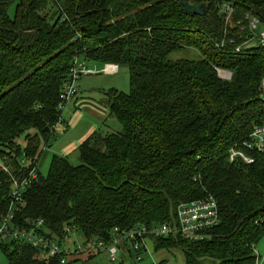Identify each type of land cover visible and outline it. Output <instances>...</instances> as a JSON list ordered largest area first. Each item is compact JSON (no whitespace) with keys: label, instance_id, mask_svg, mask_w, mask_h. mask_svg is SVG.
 I'll return each instance as SVG.
<instances>
[{"label":"trees","instance_id":"16d2710c","mask_svg":"<svg viewBox=\"0 0 264 264\" xmlns=\"http://www.w3.org/2000/svg\"><path fill=\"white\" fill-rule=\"evenodd\" d=\"M184 1L207 2V13L188 16L179 0H0V221L14 179L33 169L39 182L24 193L14 224L43 221L40 235L59 243L67 226L86 243H110L115 229L174 224L179 204L211 196L220 225L205 240L151 238L155 251L180 248L186 264H257L264 153L246 165L231 163L229 152L264 124V54L238 52V30L220 10L230 4L235 20L252 13L264 21V0ZM187 48L198 56L178 55ZM74 56L128 69L130 91L105 90L101 102L122 130L95 131L78 146V165L54 156L42 177ZM0 249L7 264H59L22 241Z\"/></svg>","mask_w":264,"mask_h":264},{"label":"built area","instance_id":"2783aa9c","mask_svg":"<svg viewBox=\"0 0 264 264\" xmlns=\"http://www.w3.org/2000/svg\"><path fill=\"white\" fill-rule=\"evenodd\" d=\"M220 13L224 15L226 23L238 30L240 40L237 47L238 52L247 48L249 50L259 49L264 54V21L260 17L247 13L242 19L235 20V9L230 4H223ZM231 42H235V39ZM216 70L220 79L227 81L232 79L233 75L230 71L218 68ZM100 72L104 75H115L119 72V66L105 64ZM97 73L98 71L88 69L79 56H74L68 81L63 85L60 95L59 108L63 110L65 105L77 96L76 83L83 75H96ZM259 91L261 97L264 98V72L261 77ZM256 153H264V124L256 126L250 133L248 140L231 148L229 160L231 163L240 161L243 164L251 165L255 162L254 154ZM38 182V171L35 169L31 170L22 181L14 179L10 207L7 214L0 221V243L13 240L22 241L40 252L46 253L48 257L56 259L59 264H68L76 256L86 253L91 248L90 245L78 244L77 241L66 238L62 243H59L40 235L38 229L43 226V221H38L32 229L18 228L14 224L16 211L24 202V193L31 184ZM219 225V205L216 199L210 196L205 199L179 204L174 224L151 225L121 233L118 229H115V234L112 236L110 243L95 241L96 243L93 246L99 252H107L109 257L115 261L120 250L121 241L126 239L127 251L134 252L137 262H143L149 257L152 259L149 264H159L146 244L148 238L180 235L185 240L202 241L210 235L211 230ZM73 228L67 226L64 232L68 234Z\"/></svg>","mask_w":264,"mask_h":264},{"label":"rangeland","instance_id":"374dc122","mask_svg":"<svg viewBox=\"0 0 264 264\" xmlns=\"http://www.w3.org/2000/svg\"><path fill=\"white\" fill-rule=\"evenodd\" d=\"M9 12L11 15L14 14V6L10 8ZM178 55H188L190 57H195V56H198V52L193 48H187L185 51L179 53ZM84 63L88 69L95 70V72L98 71V73L96 75H83L77 81L76 86L79 89L78 97L80 99H83V98L91 99L92 101L94 100V101H97L99 104H101L102 98H105L103 94V91L105 90L115 88L120 92L128 93L130 91V78H129L128 69L126 67H123V66L119 67V72L117 74L108 76L100 72V70L102 69L101 67H103L104 65L94 62V61H85ZM67 105L73 106L74 104L73 102H69ZM105 122L101 124V126H99V130H102L105 133L106 132L107 133L119 132L122 130L120 123L113 117L110 119L108 117V120ZM87 125H88V122H84V125L80 124V128L78 129L75 128L74 131L70 129L68 130V132L71 134L70 136H73L72 142L78 143L77 142L78 140H76L77 136L83 130H86L85 126ZM57 126L60 129L61 126H67V124L64 123L62 119V121ZM61 136H64V133H61L60 130L58 131L56 130L55 140L52 142L51 146L45 150L44 157L42 158L40 162V173L42 177L47 176L52 158L55 155H58L56 154L57 149L55 148V145L57 146L58 140ZM47 153H48V156H50V158L47 157ZM69 160L74 165L79 164V154L77 150L75 153L69 156ZM177 207H176V210H177ZM156 225L157 224H155V226ZM64 235H65V238L68 240L71 239L72 241H77L78 244H87V245H90L91 247L90 249L86 251V253L76 256L75 258H73V261L68 264H149L152 262V259H150L149 257H147L143 262H137L135 259L134 252H131L130 254L129 251H127L128 245L126 243V239L121 241L120 250H119L117 259L113 261L109 257L107 252L100 253L98 249L95 248V246H93V244L96 243L94 240L92 242L86 243L85 242L86 240L83 237L80 230L76 229L75 227L68 234L64 232ZM150 239L149 238L147 239L146 244L148 245L152 255L154 254L158 259H161V262L166 260V262L163 264H186L185 256L183 255V251L180 248H174L171 250L155 251L153 242L150 241ZM64 244H66V242H64ZM255 250L258 256L257 264H264V239L257 245ZM93 256L95 257L90 259ZM0 264H7V259L5 255L3 254V252L1 251V249H0ZM204 264H217V263L213 260H207Z\"/></svg>","mask_w":264,"mask_h":264},{"label":"crops","instance_id":"0c3cea01","mask_svg":"<svg viewBox=\"0 0 264 264\" xmlns=\"http://www.w3.org/2000/svg\"><path fill=\"white\" fill-rule=\"evenodd\" d=\"M78 93H79V89H78ZM70 102H73L74 105L68 106L67 105L69 103L68 102L65 105L64 109L62 110V119L64 123L67 124V126H61L60 129L58 126H57L58 128L56 127V130L57 131L60 130L61 133H64V136H61L58 140L57 146L55 145V148L57 149L56 154H58L55 156H60V157L71 156L73 153L76 152L78 146L82 142L88 139L95 131L99 130V126H101V124H103L105 121L108 120L107 109H105L97 101L94 100L92 101L91 99H86V98L80 99L77 94V96L74 99H72ZM84 122H88V125L85 126L86 130H83L77 136L76 140H78L77 141L78 143L72 142L73 136H70L71 134L68 132V130L70 129L74 131L75 128L77 129L80 128V124L84 125ZM44 153L45 151L43 152L41 160L44 157ZM47 157L50 158V156H48V153H47ZM40 162L38 164L39 169H40ZM154 258L157 261H161V259H158L155 255Z\"/></svg>","mask_w":264,"mask_h":264},{"label":"water","instance_id":"95a60500","mask_svg":"<svg viewBox=\"0 0 264 264\" xmlns=\"http://www.w3.org/2000/svg\"><path fill=\"white\" fill-rule=\"evenodd\" d=\"M179 2L188 16L204 17L205 14L207 13L208 10L207 2H202L198 5L192 4L189 1H184V0H179Z\"/></svg>","mask_w":264,"mask_h":264}]
</instances>
